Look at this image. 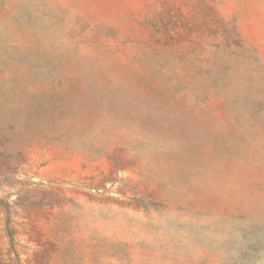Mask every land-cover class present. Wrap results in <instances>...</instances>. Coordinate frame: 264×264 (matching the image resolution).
I'll return each mask as SVG.
<instances>
[{
	"label": "rangeland",
	"instance_id": "obj_1",
	"mask_svg": "<svg viewBox=\"0 0 264 264\" xmlns=\"http://www.w3.org/2000/svg\"><path fill=\"white\" fill-rule=\"evenodd\" d=\"M0 264H264V0H0Z\"/></svg>",
	"mask_w": 264,
	"mask_h": 264
},
{
	"label": "bare ground",
	"instance_id": "obj_2",
	"mask_svg": "<svg viewBox=\"0 0 264 264\" xmlns=\"http://www.w3.org/2000/svg\"><path fill=\"white\" fill-rule=\"evenodd\" d=\"M136 146V145H135Z\"/></svg>",
	"mask_w": 264,
	"mask_h": 264
}]
</instances>
